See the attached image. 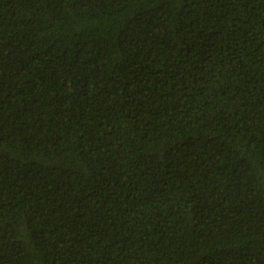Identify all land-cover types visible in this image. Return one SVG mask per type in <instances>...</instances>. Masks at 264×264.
Here are the masks:
<instances>
[{"label": "trees", "instance_id": "trees-1", "mask_svg": "<svg viewBox=\"0 0 264 264\" xmlns=\"http://www.w3.org/2000/svg\"><path fill=\"white\" fill-rule=\"evenodd\" d=\"M0 264H264V0H0Z\"/></svg>", "mask_w": 264, "mask_h": 264}]
</instances>
